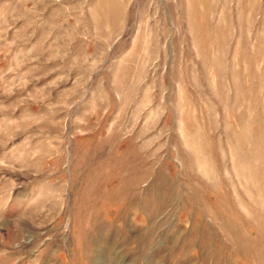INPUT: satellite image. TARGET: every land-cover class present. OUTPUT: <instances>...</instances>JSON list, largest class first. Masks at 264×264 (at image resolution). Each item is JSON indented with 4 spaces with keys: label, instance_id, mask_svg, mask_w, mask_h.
I'll return each mask as SVG.
<instances>
[{
    "label": "rangeland",
    "instance_id": "1",
    "mask_svg": "<svg viewBox=\"0 0 264 264\" xmlns=\"http://www.w3.org/2000/svg\"><path fill=\"white\" fill-rule=\"evenodd\" d=\"M0 264H264V0H0Z\"/></svg>",
    "mask_w": 264,
    "mask_h": 264
}]
</instances>
